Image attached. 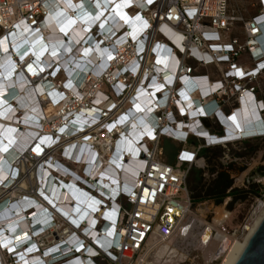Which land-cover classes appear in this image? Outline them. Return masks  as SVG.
Returning <instances> with one entry per match:
<instances>
[{
	"label": "built area",
	"instance_id": "2783aa9c",
	"mask_svg": "<svg viewBox=\"0 0 264 264\" xmlns=\"http://www.w3.org/2000/svg\"><path fill=\"white\" fill-rule=\"evenodd\" d=\"M49 1L0 0V41L10 55L0 83L21 88L15 98L28 100L35 133L17 158L25 171L9 187L0 184V204L9 201L5 212L15 206L10 190L25 177L28 211L49 195L37 221V212L28 215L31 254L39 257L31 264H156L151 241L170 240L196 216L186 184L189 170L208 162L201 153L222 149L220 162H242L234 155L242 144L264 139L236 136L246 127L237 116L242 108L252 117L247 126L264 125V101L257 99L264 94V0L242 7L236 0H102L96 16L94 0H79L81 52L76 67L66 69L9 51L21 26L40 32ZM243 56L250 66L238 63ZM210 67L213 74L202 73ZM74 68L78 81L70 76ZM8 101L0 113L17 109ZM14 123L18 135L21 125ZM165 140L181 146L173 164L165 161ZM126 164L125 179L117 178L115 165ZM44 172L52 177L46 174V189ZM61 195L70 197L69 211L58 206ZM213 216L207 214L208 224ZM6 248L2 264H20ZM185 251L187 264L200 257L215 262Z\"/></svg>",
	"mask_w": 264,
	"mask_h": 264
},
{
	"label": "bare ground",
	"instance_id": "6f19581e",
	"mask_svg": "<svg viewBox=\"0 0 264 264\" xmlns=\"http://www.w3.org/2000/svg\"><path fill=\"white\" fill-rule=\"evenodd\" d=\"M94 1L96 5L90 4V11L92 12L91 14L95 15L98 12V5L103 2L102 0ZM83 5L84 4L80 3L79 0L49 1L43 9L44 15L40 23V32L35 33L33 29H29L24 25L21 26L19 30L20 33L12 39L9 46L11 56L13 58H21L25 53H28L32 59H42L47 66L55 62H60L58 63L59 67H63L64 69L67 68V65L71 66V62H74L75 66L77 58L80 57L79 53L81 52L76 45L79 42L80 32L78 23L82 19L81 9L79 8ZM7 51L8 49L4 41H0V75L5 77L8 76L7 67L10 64V55ZM90 68L91 67H88V69ZM70 71L71 79L75 81L80 80L81 74L76 68ZM8 84L7 82H5V84L0 83V94H5V98L9 101L14 99L12 104L15 103L17 109L11 107L9 108L12 109L10 114L8 113L9 110L5 113H0V184L6 187H9L14 182L13 180L20 172L23 173L25 171V168L17 158L27 148L25 140L35 137V133L30 130L34 127L32 124V118H34V116L29 115L28 111L31 106L28 100L24 95L15 98V96L18 95L17 90H21V88L11 89L12 84ZM7 100L0 96V106L6 105ZM17 112H20V114H27L31 119L29 120L27 118L28 120L22 121L19 119V115H16L18 118H15L14 115ZM89 114H91V111ZM237 116H239L242 122L244 121V125H246L242 130L237 131V137L264 135V125H258L257 127L254 125L247 126V122L252 118L248 109L242 108V110L237 112ZM14 122H18L19 126L21 125L18 135H16V127L13 126L15 124ZM6 167L11 169L10 175H7ZM118 168L120 171H118ZM128 168L129 164L118 167L115 165L114 171L118 176L117 178L124 180ZM46 174L48 176L50 173L44 172L41 179V186L45 189L48 188L49 181ZM50 178L52 177L50 176ZM242 179L243 178H241V180ZM28 190V178L19 179L17 184L11 188L10 191L13 192L9 196L10 198H15L12 201L17 200L14 204L15 206L9 210L7 209L8 212H5L6 208L9 207V201L0 204V241H2L0 243V248L7 247L6 250L10 253H17V259L21 260L20 264H31L39 258L37 257L38 254H31L35 252L36 247L31 237L32 230L30 221H32V219L36 221L41 217L40 210L43 209L44 205L49 206L48 203L50 200L49 195L44 196L48 202L41 200V205L37 206L35 210L28 211V206L30 204ZM18 191L22 194H20L19 198H16ZM49 194H51L54 199L57 197L55 191ZM24 196L26 197L25 199H23ZM61 196L58 199V206L69 211L71 206L65 204L70 200V197ZM51 203L55 204V201H50V204ZM33 211L38 214L32 216V219L28 221V215ZM214 216L210 225L205 222V213H202L201 217L194 216L193 219L191 218L192 220L189 225H183L178 233L170 240H152L150 243L152 248V260L156 264H181L187 260L188 255L185 250L190 246L201 252L206 263L220 257L221 261L219 264H234L243 251L248 239L259 225L262 218H264V204L258 203L256 208H254L240 239L235 236L230 238L222 230L223 224L230 222L231 218L230 215L225 213L223 208H217L214 212ZM36 228L37 227H34V230ZM38 232L39 231H36L34 234ZM214 232L215 235L213 234ZM98 244L101 243L99 242ZM43 262L45 264L49 263L47 259L43 260ZM88 264L92 263L89 262Z\"/></svg>",
	"mask_w": 264,
	"mask_h": 264
},
{
	"label": "rangeland",
	"instance_id": "374dc122",
	"mask_svg": "<svg viewBox=\"0 0 264 264\" xmlns=\"http://www.w3.org/2000/svg\"><path fill=\"white\" fill-rule=\"evenodd\" d=\"M249 1L251 0L245 2L236 0L234 5L247 6ZM247 15V13L244 14L246 17ZM234 33L239 34V28H236ZM253 148H259L257 152L260 156L256 154L254 158L237 163H222L219 160L224 151L222 149L211 150L212 154H216V159L213 162H205L203 168L192 167L187 175L186 185L193 203L195 217H201L202 213H205L204 218H206L208 213L214 214L217 208H223L231 218L230 222L223 224L222 230L230 238L235 236L240 239L242 237L243 230L253 212L252 208H256L258 201L264 202V139L255 142ZM163 151L166 159H173L171 149L165 147ZM225 169L230 170L229 175H225L231 184V191H224L223 198L220 200L219 192L221 193L223 188L218 185V181L221 180L222 172ZM215 172H218V175L213 177ZM241 178L243 179L241 180ZM193 249L195 254L202 255L199 250ZM2 260L0 252V264ZM213 261H215L214 264H219L221 258ZM187 262L188 260L183 263L187 264ZM197 264H204L201 257L197 260Z\"/></svg>",
	"mask_w": 264,
	"mask_h": 264
},
{
	"label": "crops",
	"instance_id": "0c3cea01",
	"mask_svg": "<svg viewBox=\"0 0 264 264\" xmlns=\"http://www.w3.org/2000/svg\"><path fill=\"white\" fill-rule=\"evenodd\" d=\"M234 35H237L234 33ZM238 63L240 65H242L243 67H248L250 66V61L248 59L247 56H243L239 61ZM214 72V69L213 68H207L206 70H203L202 73H209V74H213ZM262 85H264V83H262ZM258 100H262L264 101V94L262 95H258L257 97ZM224 113L225 114H228L230 112L229 109L225 108L224 110ZM205 126L208 125V121H204L203 122ZM258 140H249L247 142H245L244 144H242V148L244 149V151L242 152H236L234 153L235 156L241 158L242 160H246L248 158H254L255 155L258 153L257 151L259 150V148L257 149H254L253 148V145L255 142H257ZM162 147L163 149H165V147L169 148L172 150V154H173V159H166L165 158V161L168 163V164H173L174 161H175V157H176V154L177 152L180 150L181 146L178 145V144H175V143H172L170 141H163L162 143ZM201 157L205 158L208 160V162H213L215 159H216V154H212L210 151H203L201 153ZM230 169V168H229ZM224 170L222 173L223 175H221V180L218 181V185L220 186L221 185V188H223L225 190V192H230L231 191V184L230 182L227 180V176L225 174H228L230 170ZM229 175V174H228ZM38 220V219H37ZM36 220V221H37Z\"/></svg>",
	"mask_w": 264,
	"mask_h": 264
},
{
	"label": "water",
	"instance_id": "95a60500",
	"mask_svg": "<svg viewBox=\"0 0 264 264\" xmlns=\"http://www.w3.org/2000/svg\"><path fill=\"white\" fill-rule=\"evenodd\" d=\"M234 264H264V218L248 239Z\"/></svg>",
	"mask_w": 264,
	"mask_h": 264
},
{
	"label": "trees",
	"instance_id": "16d2710c",
	"mask_svg": "<svg viewBox=\"0 0 264 264\" xmlns=\"http://www.w3.org/2000/svg\"><path fill=\"white\" fill-rule=\"evenodd\" d=\"M216 191V190H215ZM224 189L221 191V193L219 192V194H220V200H222V198H223V193H224Z\"/></svg>",
	"mask_w": 264,
	"mask_h": 264
}]
</instances>
